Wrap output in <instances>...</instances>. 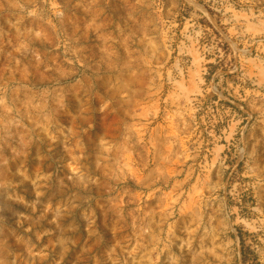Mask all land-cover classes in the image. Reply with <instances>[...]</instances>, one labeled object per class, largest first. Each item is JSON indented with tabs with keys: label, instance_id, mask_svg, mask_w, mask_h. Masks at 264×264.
<instances>
[{
	"label": "rangeland",
	"instance_id": "obj_1",
	"mask_svg": "<svg viewBox=\"0 0 264 264\" xmlns=\"http://www.w3.org/2000/svg\"><path fill=\"white\" fill-rule=\"evenodd\" d=\"M0 264H264V0H0Z\"/></svg>",
	"mask_w": 264,
	"mask_h": 264
},
{
	"label": "bare ground",
	"instance_id": "obj_2",
	"mask_svg": "<svg viewBox=\"0 0 264 264\" xmlns=\"http://www.w3.org/2000/svg\"><path fill=\"white\" fill-rule=\"evenodd\" d=\"M151 212H152V211H151ZM163 212H164V211H163ZM160 213H161V212H160ZM165 216H166V213H165ZM165 216H164V217H165ZM151 219H152V218H151ZM148 220H149V218H148ZM148 220H147V221H148ZM153 220H154V219H153ZM153 220H152V221H153ZM160 220H161V219H160ZM145 222H146V221H145ZM151 225H152V224H151ZM147 226H148V225H147ZM147 228H148V227H147ZM149 228H150V227H149ZM159 229H160V227H159ZM148 231H149V230H148ZM152 232H153V231H152ZM148 235H149V232H148ZM169 235H170V234H169ZM171 235H172V234H171ZM151 236H153V235H151ZM154 236H155V235H154ZM147 238H148V237H147ZM150 238H151V237H150ZM167 238H168V237H167ZM169 242H170V241H169ZM175 242H176V241H175ZM148 244H149V243H148ZM169 244H170V243H169ZM168 250H169V248H168ZM170 250H171V249H170ZM172 251H173V250H172ZM169 252H170V251H169ZM169 252H168V253H169ZM175 252H176V250H175ZM175 252H174V253H175ZM164 253H165V251H164ZM177 253H178V252H177ZM170 254H171V253H170ZM163 255H164V254H163ZM172 255H173V254H172ZM176 255H177V254H176ZM171 257H172V256H171Z\"/></svg>",
	"mask_w": 264,
	"mask_h": 264
}]
</instances>
